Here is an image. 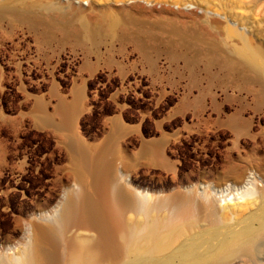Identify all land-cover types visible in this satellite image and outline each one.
<instances>
[{"label": "rangeland", "instance_id": "obj_1", "mask_svg": "<svg viewBox=\"0 0 264 264\" xmlns=\"http://www.w3.org/2000/svg\"><path fill=\"white\" fill-rule=\"evenodd\" d=\"M60 100L81 103L75 128H56ZM239 112L245 128L229 123ZM77 143L105 145L107 207L126 199L128 225L147 194L213 201L253 179L263 193L264 0H0V264L37 227L60 233L69 198L95 195ZM263 244L240 263L264 264Z\"/></svg>", "mask_w": 264, "mask_h": 264}, {"label": "bare ground", "instance_id": "obj_2", "mask_svg": "<svg viewBox=\"0 0 264 264\" xmlns=\"http://www.w3.org/2000/svg\"><path fill=\"white\" fill-rule=\"evenodd\" d=\"M73 4L70 6L75 7ZM77 10L81 14L88 11L83 6ZM112 20V25L117 23L115 18ZM42 101L37 108L47 115V120L51 118L47 114L49 108ZM80 104L77 101L70 106L60 100L56 112L63 114L65 120L63 123L60 120L56 128H75ZM241 120L239 112L229 123L245 128ZM73 148L78 156L76 164L83 163L79 173H90L93 177L95 195L69 198L61 210L65 228L57 233L59 230L37 227L27 238L23 252L12 256V264H241L237 255L253 252L257 238L264 235V192L254 190L259 184L256 179L246 181L245 186L251 188L244 187L241 193L217 195L214 192L213 201L205 196L203 202L199 198L195 200L182 192L157 198L147 194L146 199L153 202L146 205L150 209H141L145 221L142 219L139 226L128 225L124 213L130 203L126 199H117L116 205L122 209L116 213L107 207L104 185L112 163L105 155V145H100L93 156L81 144ZM205 188H201L204 194L209 192ZM247 208L251 210L249 215H236ZM161 212L165 215L161 216ZM229 214L233 215L234 222L225 221ZM67 231L70 236L65 235Z\"/></svg>", "mask_w": 264, "mask_h": 264}, {"label": "water", "instance_id": "obj_3", "mask_svg": "<svg viewBox=\"0 0 264 264\" xmlns=\"http://www.w3.org/2000/svg\"><path fill=\"white\" fill-rule=\"evenodd\" d=\"M141 142H142V144H150V143H152V142H154V139L153 138H151V139H141Z\"/></svg>", "mask_w": 264, "mask_h": 264}]
</instances>
